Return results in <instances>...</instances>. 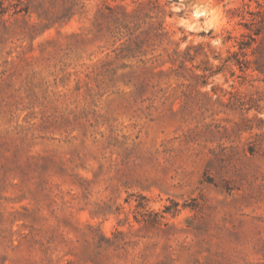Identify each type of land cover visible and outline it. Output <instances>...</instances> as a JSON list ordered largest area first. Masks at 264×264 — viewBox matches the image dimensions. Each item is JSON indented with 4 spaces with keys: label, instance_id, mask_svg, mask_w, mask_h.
Wrapping results in <instances>:
<instances>
[{
    "label": "rangeland",
    "instance_id": "1",
    "mask_svg": "<svg viewBox=\"0 0 264 264\" xmlns=\"http://www.w3.org/2000/svg\"><path fill=\"white\" fill-rule=\"evenodd\" d=\"M256 11L0 0V264H264Z\"/></svg>",
    "mask_w": 264,
    "mask_h": 264
},
{
    "label": "trees",
    "instance_id": "2",
    "mask_svg": "<svg viewBox=\"0 0 264 264\" xmlns=\"http://www.w3.org/2000/svg\"><path fill=\"white\" fill-rule=\"evenodd\" d=\"M255 3L257 11L249 12V14L254 17L249 19L248 21H245L243 19L244 21L242 20L238 23L241 28L248 31L247 34L241 35L242 38H244V41L241 40L237 42L238 54L236 55L243 57V59H240V57H237L235 59L236 64L239 65L240 68H242L245 63H250V61H248L246 58V50L250 49L252 51L251 55H254V45L258 41L259 37H262V44L261 46H259V49L260 51L264 52V0H255ZM252 63L255 64V70L264 75V53H262L260 57L254 60Z\"/></svg>",
    "mask_w": 264,
    "mask_h": 264
}]
</instances>
